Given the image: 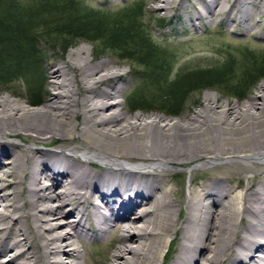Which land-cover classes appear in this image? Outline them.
Wrapping results in <instances>:
<instances>
[{"label": "bare ground", "instance_id": "bare-ground-1", "mask_svg": "<svg viewBox=\"0 0 264 264\" xmlns=\"http://www.w3.org/2000/svg\"><path fill=\"white\" fill-rule=\"evenodd\" d=\"M190 1L191 23L249 5L234 20L249 32L250 5L263 0ZM148 2L163 11L183 5ZM155 47L141 58L152 78L169 69L158 93L172 98L188 62L177 67L163 42ZM123 65L81 45L60 65L47 62L42 76L22 73L23 85L46 93L39 107L29 93L0 94V264H88L86 246L114 232L95 264H264V83L243 103L206 92L205 106L174 119L124 109ZM192 92L180 89L184 103ZM193 161L208 171L191 175L184 196L169 169Z\"/></svg>", "mask_w": 264, "mask_h": 264}, {"label": "rangeland", "instance_id": "rangeland-1", "mask_svg": "<svg viewBox=\"0 0 264 264\" xmlns=\"http://www.w3.org/2000/svg\"><path fill=\"white\" fill-rule=\"evenodd\" d=\"M17 0V6L23 8L37 7L33 11L39 13L44 8L46 2L50 0ZM60 5L54 7L56 10L51 9L52 15L48 18H53L54 22L58 24L68 23L65 20H74L71 18L72 13L78 16L84 13H89L91 16H101L104 19H110L113 23H118L120 20H130V29L134 31H141L145 33L146 43L148 48H156L155 44L163 42L167 50L174 55V60L178 61L177 67L183 63L188 62V66L184 68L183 75L177 77L181 78L175 83L176 88L183 89L191 84L190 81H206L210 78L215 80H222L217 82V86H204L192 92L191 96L184 103L181 94L177 96L165 97L159 94L158 82L163 80L167 81L169 69H165L158 77H151L155 71L151 70V66L147 63V58H141L139 54H132L127 52L120 45L108 46L103 39H94L93 33L87 34L85 38L73 36L65 33H51L50 36L44 39L42 36H36V46L34 48L35 54L33 58L21 66H17L12 62L11 74L5 75V71L0 69V94H9L20 91L27 95L29 93L32 100L33 108L39 107L47 97L46 93H39V98L36 97V91H32L29 87L23 85L22 73L32 71V75H44L45 64L54 60L55 64L60 65L67 57L70 51L77 49L81 45H86L90 48V52L100 59H119L124 62L120 68L122 71H128L130 74L127 77L128 87L125 90L124 96L120 99L124 102V109L129 110L131 113H144L146 115L160 114L165 117L179 119L183 116L190 115L194 111L205 106L206 92H215L221 100H228L230 102L243 103L247 101L252 95L256 94L260 89V84L264 83V0L255 5H250L254 13V17L250 22L251 31L246 32L243 27L242 21L234 22L236 16L242 9L247 8L249 5L242 6L239 9L237 6L233 14L228 12H221L218 15L214 14L211 18H206L203 22L194 18L193 22L189 21V17H194L196 7L189 2L190 0H178L183 5L180 7L172 6L168 10H157L156 4L148 2V0H55ZM72 1L74 5L68 2ZM232 1V0H228ZM11 2V1H10ZM9 1L1 2V10L9 8ZM198 4V3H197ZM8 6V7H7ZM66 7V8H65ZM198 7H201L198 4ZM30 16L24 18V22L31 27H47L49 23L43 22L42 17L33 18L32 12ZM50 13V14H51ZM115 18V19H112ZM48 20V19H46ZM79 22V21H78ZM113 26V25H112ZM49 27H53L50 25ZM87 27H91L88 24ZM0 27V31H2ZM92 36L93 40L87 37ZM66 44L69 46L66 48ZM225 51L222 56H219L222 51ZM2 54V53H1ZM146 56L149 52L144 53ZM219 54V55H218ZM225 72L208 71L202 69L196 73L189 72L194 68H201L205 65L210 67L216 66L220 62V58L226 57ZM258 57V61L256 58ZM219 60V61H218ZM181 61V62H180ZM262 67L261 71L257 68ZM1 68V67H0ZM11 68V67H10ZM133 69V70H132ZM158 69V67H157ZM214 69V68H213ZM141 70H146L150 79H145L141 75ZM255 72L254 77L243 76L244 72ZM205 72H213L212 74H205ZM151 73V74H150ZM224 73L229 74L225 77ZM176 69L171 77H175ZM203 75V76H202ZM140 76V77H139ZM176 78V79H177ZM23 82V83H22ZM241 85L240 89H237ZM234 86V87H233ZM236 86V87H235ZM106 87V86H104ZM47 88V87H46ZM245 88V89H244ZM244 89V90H243ZM243 95L242 98L239 96ZM14 98H17L15 96ZM38 104V106H35ZM12 140L20 141L18 138H11ZM24 146L38 147L40 145L34 142H22ZM54 145V144H52ZM54 147V146H52ZM199 161H193L185 165H177L170 167L169 171L172 173L174 181L177 183L176 188L180 189V194L187 196L190 187V177L194 173L195 181L206 177L207 167L198 165ZM179 199V194H177ZM184 216V214H183ZM116 233H112L107 239L93 242L86 246V254H90L91 261L88 264H95L96 260L103 258L108 250L109 244ZM178 243L174 240L167 251L166 261L170 262L177 250Z\"/></svg>", "mask_w": 264, "mask_h": 264}, {"label": "trees", "instance_id": "trees-1", "mask_svg": "<svg viewBox=\"0 0 264 264\" xmlns=\"http://www.w3.org/2000/svg\"><path fill=\"white\" fill-rule=\"evenodd\" d=\"M5 1H9L8 6L11 7L1 10V2L5 3ZM43 1L44 0H42L41 3ZM50 2L51 3H49V1L45 3L48 5H44L42 11H40L39 13H35L33 10L38 6L35 8L33 6L25 9L23 7H18L16 5L17 0H0V27L6 28L0 31V67H1L0 69L5 71V75L11 74V72L14 69H16V67H14V69L12 70V62L18 64L17 66H21L25 62L29 64L28 61L30 60V58H33V55L35 54L34 48L37 44L36 36L37 37L42 36L44 39H48L47 37L50 36L51 33H57V34L65 33L82 38H85L87 34L93 33V35L96 34L95 36H93L94 39H103L106 42V44L110 47L120 45L127 52L128 50L126 49V47L131 49L132 48L130 47L131 45L139 46L141 48L139 51H132L131 53L139 54L140 57L143 56L144 50L149 47L148 44L146 43L145 33L143 29L139 31V35H137L136 31L132 33L130 29H127L128 32H125V29L127 27H130L131 24L130 20L123 19L120 20L118 23H113L112 20L101 18V16L98 15L91 16L89 13H84L83 15L78 16L76 13H72L71 18L75 17L76 19L65 20V22L68 23L58 22V24H56L54 22L53 24L52 21L55 17L48 18V16L52 15L53 13L51 12L56 10L52 6L58 7L60 4L57 3L55 0H50ZM68 3L74 5L72 1ZM51 9H53V11H51ZM31 11H33L32 12L33 18L42 17L43 20L39 21L41 25H43V22L44 23L46 22V24L49 23V25H47V27H34V26L31 27L29 24H26L24 21L30 16ZM26 15L27 18L24 20ZM88 24H91V27H87ZM50 25H52L53 27H49ZM125 37L131 39L125 40L126 39ZM87 38L93 40L92 36H89ZM66 45L67 48L69 45L68 44ZM254 58H256V61L259 60L258 57L256 56H254ZM226 63L228 62L227 61L224 62L223 67H221L220 64L208 68L193 67V69L189 72V74L196 73L198 71H201L202 69L208 71L225 72L224 68L226 66ZM261 68L262 67L257 68V71H261L262 70ZM250 72L251 73L245 71L243 76L248 78L252 76L254 77L252 78L253 81L255 79V76L257 75L254 76L255 72L253 71ZM183 73L184 71L179 76L183 75ZM212 73L213 72H205V74H212ZM224 75L225 77L229 76V74L227 73H224ZM178 80H181V78H177L172 86L173 96H177L178 94H180V89L176 88L175 86V83ZM219 81L222 80H215L212 78L206 81L194 80V81H190L191 84L187 85L186 87L189 86L192 88V91H194L204 86H209V87L217 86L216 84H218L217 82ZM37 87L38 86H35L34 84L30 85L32 91L37 90ZM237 87H238L237 89H240L242 86L239 85ZM36 92H38L36 97L39 98L40 96L39 93H41L40 89L37 90ZM35 106H38V104H35Z\"/></svg>", "mask_w": 264, "mask_h": 264}]
</instances>
